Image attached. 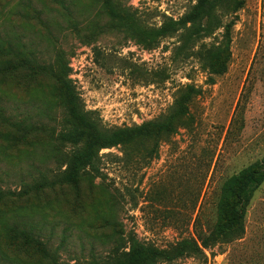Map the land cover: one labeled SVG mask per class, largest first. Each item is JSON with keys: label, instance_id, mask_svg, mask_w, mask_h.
Segmentation results:
<instances>
[{"label": "rangeland", "instance_id": "obj_1", "mask_svg": "<svg viewBox=\"0 0 264 264\" xmlns=\"http://www.w3.org/2000/svg\"><path fill=\"white\" fill-rule=\"evenodd\" d=\"M197 1L0 0V264L104 262L127 251L128 235L158 248L197 239L215 219L222 182L264 156V0H242L226 72L213 84L199 59L222 29L180 56L178 34L152 48L139 41V30L177 20ZM61 79L107 128L165 115L185 85L199 94L174 132L101 150L98 171L76 185L22 194L60 180L76 149L61 139L69 119ZM244 225L239 240L205 249V262L164 264H264V183Z\"/></svg>", "mask_w": 264, "mask_h": 264}, {"label": "trees", "instance_id": "obj_2", "mask_svg": "<svg viewBox=\"0 0 264 264\" xmlns=\"http://www.w3.org/2000/svg\"><path fill=\"white\" fill-rule=\"evenodd\" d=\"M242 7V0H198L179 19H166L157 28L136 31L137 36L145 47L152 48L157 40L178 34L179 45L175 51L180 56L185 55L200 40L209 38L215 31L222 29V40L217 45H212L207 55L199 59V67L209 76V84H213L211 76L226 72L231 56L230 29L234 25L236 12ZM227 17L230 19L225 20ZM17 62L22 66L20 59ZM61 85L69 116L68 127L61 134V139L76 149L67 160L60 180L46 182L44 179L40 183L25 185L22 194L47 187L76 185L85 170L98 171L101 150L130 146L146 138L159 140L174 132L172 121L188 116V102L199 94L193 86L185 85L179 89L165 115L139 125L107 128L93 116L94 112L84 110L78 93L67 80L61 79ZM241 113L240 110L236 112L233 125L238 122L241 124ZM3 120L19 126L15 121ZM263 183L264 156L222 182L215 207V219L204 235H199L197 239L182 238L166 248H158L128 235L126 252L114 253L104 262L93 260L91 264H164L183 258L205 262V249H211L217 242L232 243L241 238L245 230L247 207L254 192ZM19 234L26 242L33 243L37 249L47 253L48 247L32 233Z\"/></svg>", "mask_w": 264, "mask_h": 264}]
</instances>
